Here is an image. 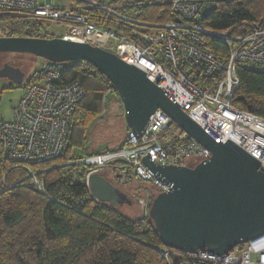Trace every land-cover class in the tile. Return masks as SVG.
<instances>
[{
    "label": "built area",
    "instance_id": "obj_1",
    "mask_svg": "<svg viewBox=\"0 0 264 264\" xmlns=\"http://www.w3.org/2000/svg\"><path fill=\"white\" fill-rule=\"evenodd\" d=\"M73 1L74 6L61 8L51 5V0L48 4L46 0L44 4L0 0V17L42 18L47 23L44 33L51 39L88 44L113 54L143 72L193 123L220 143L239 147L264 172V117L232 105L239 86L237 70L264 73V15L246 35L230 36V32H214L202 26L204 16L214 7L210 1L169 0L173 21L165 24L137 22L91 0ZM121 25L127 29H120ZM53 30H60V36ZM209 39L222 43L225 54L211 52ZM71 63L55 68L43 61L34 80L23 87L22 97L11 110V121L0 120L2 157L20 166L40 193H44L43 185L32 167L61 155L76 106L84 97L77 81L62 80ZM173 124L157 109L140 136L130 133L119 149L69 165L88 167L87 175L107 170L120 186L132 183L142 194L136 198L139 219H146L153 194L143 184H151L158 193L166 192L167 186L149 173L145 160L155 166L178 168L187 167L186 162L193 160L195 163L187 168H194L211 158L207 149L180 128L170 131ZM158 253L166 264H264V234L223 255L204 249L185 254L165 247Z\"/></svg>",
    "mask_w": 264,
    "mask_h": 264
},
{
    "label": "trees",
    "instance_id": "obj_2",
    "mask_svg": "<svg viewBox=\"0 0 264 264\" xmlns=\"http://www.w3.org/2000/svg\"><path fill=\"white\" fill-rule=\"evenodd\" d=\"M128 11L124 9L123 14ZM131 11V19L137 22L173 21L166 3L137 5ZM263 15L264 0H220L204 16L202 26L242 36ZM46 25L42 18L0 17V32L5 37L50 39L44 33ZM207 47L217 56L225 54L222 43L214 39L208 40ZM237 76L239 86L232 105L264 117V73L238 69ZM33 80L34 75L24 86ZM62 80L77 81L84 97L76 106L61 155L32 167L44 193L38 192L20 166L7 163L0 149V264H166L158 253L163 246L152 222L148 218L128 220L98 203L86 185L89 168L69 165L106 151L87 154L85 132L103 112L107 95L116 94L115 90L97 70L82 62L71 63ZM75 149L81 158L72 156Z\"/></svg>",
    "mask_w": 264,
    "mask_h": 264
},
{
    "label": "water",
    "instance_id": "obj_3",
    "mask_svg": "<svg viewBox=\"0 0 264 264\" xmlns=\"http://www.w3.org/2000/svg\"><path fill=\"white\" fill-rule=\"evenodd\" d=\"M7 53L31 55L55 68L68 62L86 63L115 90L132 135L140 136L149 117L160 109L209 151L210 160L194 168L143 162L149 173L167 186L166 192L153 198L148 211L163 247L185 254L204 249L223 255L264 234V172L258 162L193 123L143 72L109 52L59 38L0 37V54ZM24 77L19 68L7 64L0 68V79L13 85L21 86ZM86 185L94 200L113 210L130 204L99 172L87 175Z\"/></svg>",
    "mask_w": 264,
    "mask_h": 264
},
{
    "label": "rangeland",
    "instance_id": "obj_4",
    "mask_svg": "<svg viewBox=\"0 0 264 264\" xmlns=\"http://www.w3.org/2000/svg\"><path fill=\"white\" fill-rule=\"evenodd\" d=\"M39 4H44L45 0H37ZM210 2H217L220 0H205ZM98 2L108 6L110 8L116 9V11L126 16L127 18H132L131 8L137 5H147L149 3L161 4L169 2V0H98ZM51 5L65 8L74 6L73 0H51ZM128 9L129 11L123 14V10ZM56 36H60V30H53ZM0 37H5L4 34L0 32ZM51 39V38H50ZM43 63L42 59L33 57L31 55H15L12 53L0 54V67L4 64L11 65L13 67L19 68L24 72V82L21 86H14L12 88H6L4 83L0 82V120L3 122H9L12 119L11 110L17 105L20 98L23 95V87L26 82H28L34 73L41 67ZM170 131H178L179 127L173 124ZM130 130L125 124L124 113L121 101L117 94L111 93L107 95L106 102L104 103V109L101 115L95 118L91 122L89 127L85 132L86 136V150L87 154L92 153L96 150H117L123 144V142L129 137ZM72 155L75 158H81L82 154L79 150H73ZM195 161L190 160L186 162L187 167H191ZM59 164L58 166H60ZM100 173L116 186L120 192L127 196L130 200L129 203H123L117 206L114 211L120 214L122 217L128 220L139 219L140 209L136 202L137 197H141L142 194L136 190V187L132 183L120 186L116 183L114 175L109 171H102ZM144 187L149 189L153 195L159 194L154 186L151 184H143ZM3 188V187H2ZM2 190V189H1Z\"/></svg>",
    "mask_w": 264,
    "mask_h": 264
},
{
    "label": "flooded vegetation",
    "instance_id": "obj_5",
    "mask_svg": "<svg viewBox=\"0 0 264 264\" xmlns=\"http://www.w3.org/2000/svg\"><path fill=\"white\" fill-rule=\"evenodd\" d=\"M15 55H22V54H15ZM13 67V66H12ZM1 68V67H0ZM14 68H17V67H14ZM23 72V71H22ZM24 73V72H23ZM0 82L1 83H4L6 88H12L14 86H17V85H13L11 84L9 81H7L6 79H0ZM23 85V84H22Z\"/></svg>",
    "mask_w": 264,
    "mask_h": 264
},
{
    "label": "crops",
    "instance_id": "obj_6",
    "mask_svg": "<svg viewBox=\"0 0 264 264\" xmlns=\"http://www.w3.org/2000/svg\"><path fill=\"white\" fill-rule=\"evenodd\" d=\"M103 175V174H102ZM104 176V175H103ZM116 187V186H115ZM124 195V194H123ZM125 196V198L130 202V200L127 198V196L126 195H124Z\"/></svg>",
    "mask_w": 264,
    "mask_h": 264
}]
</instances>
